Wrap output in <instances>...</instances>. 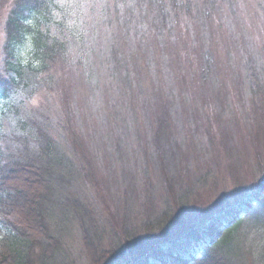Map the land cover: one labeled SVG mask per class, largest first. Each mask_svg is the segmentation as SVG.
Instances as JSON below:
<instances>
[{
  "label": "trees",
  "instance_id": "1",
  "mask_svg": "<svg viewBox=\"0 0 264 264\" xmlns=\"http://www.w3.org/2000/svg\"><path fill=\"white\" fill-rule=\"evenodd\" d=\"M196 1L197 4L189 0H114L108 5V1L102 4L100 0L101 8L96 5L98 0L9 3L0 63V102H9L0 110V264H264V181L234 208L215 212L210 226L187 222L197 196L192 188L184 192L177 189L173 176V172L182 171L184 161L178 150L183 144L179 126L172 131L175 108L171 105V91L162 99L153 97L161 107L153 121L149 115L150 145L145 156L139 158V168L147 173L153 168L152 162L160 165L157 183L162 187L143 196L147 199L142 205L158 204V208L149 206L145 211L146 221L141 223L145 232L127 227L122 214L117 220L112 214L110 220L109 215L95 209L100 197L97 159L87 156L77 137L65 141L60 132L55 137L49 110L33 103L37 94L55 91L58 83L54 71L58 66L60 82L75 68L88 82L97 80L100 66L96 69L97 63L86 59L92 49H99L95 58L102 67L107 65L108 77L120 82L115 99L120 98L123 89L131 93L140 80L129 69L132 59L129 63L124 59L121 38L127 40L133 32L144 39L146 24L165 42L173 37L174 22L184 11L204 28L216 2ZM85 3L95 15L101 10L107 19L100 15L96 22L83 17ZM121 8L125 31L104 33V26L118 25ZM137 20L142 26L136 23L133 31L131 25ZM202 28L197 34L204 42L207 34ZM145 43L140 44V50L146 48ZM105 44L106 52L101 46ZM202 49L206 53L200 76L204 88L213 79L215 65L209 62L213 58L210 49ZM260 91H264V84ZM219 116L228 120L224 112ZM230 125L221 129L222 142L230 138ZM66 133L71 134V128H65ZM128 197L130 192L127 201ZM247 222L252 227L243 233ZM161 233L164 245L144 247L148 236L158 237ZM74 236L80 244L73 245ZM253 241L258 242V253ZM253 255L255 262L250 259Z\"/></svg>",
  "mask_w": 264,
  "mask_h": 264
},
{
  "label": "rangeland",
  "instance_id": "2",
  "mask_svg": "<svg viewBox=\"0 0 264 264\" xmlns=\"http://www.w3.org/2000/svg\"><path fill=\"white\" fill-rule=\"evenodd\" d=\"M11 1L0 2V63L3 28ZM107 1L110 5L114 0H102V4ZM213 1L217 5L211 7L215 8L214 13L204 21V28L184 11L174 22L173 37L165 42L146 24L144 39L132 35L133 32L129 39L121 38L124 59L127 62L132 59L129 69H133V75L137 74L140 80L131 93L123 89L120 98L115 99L120 82L108 77L107 65L102 67L101 61L99 64L95 58L99 49H92L86 59L92 64L96 62V69L100 66L97 80L88 82L74 67L73 73L60 82L58 66L54 71L58 83L55 91L37 94L33 99L34 106L49 110L55 137L59 132L65 141L77 137L87 156L97 159L96 176L101 187L97 188L100 197L95 209L102 215H114L113 220L122 214V220L131 230L145 232L141 227L146 221L145 211L149 206L158 208V204L142 205L147 199L143 196L162 188L157 183L160 165L156 160V166L152 162L153 168L148 173L139 168L142 163L139 158L145 156L150 145L149 115L153 121L161 107L153 99L154 95L162 99L170 91L174 94L170 103L172 109L175 108L172 131L179 126L183 144L178 150L184 163L182 171L173 172V176L178 182L177 189L184 192L192 188L197 196L190 206L187 222L210 226L215 212L234 208L235 203L250 196L264 181V91H260L264 84V0H237L234 4ZM99 2L96 5L101 8ZM83 5V17L100 21L101 10L96 16L87 3ZM120 10L118 25L104 26V33L125 31V26L121 25L125 15L122 8ZM133 23V31L136 23L142 26L138 20ZM201 28L207 34L204 42L198 35ZM142 42H146V48L140 50ZM101 46L106 52L107 45ZM204 46L210 49L213 58L207 56L215 66L212 81L203 88L200 76L207 51L206 48L203 52ZM8 103L0 102L1 112ZM221 112L228 120L220 118ZM225 125H230V138L222 142L221 129ZM65 128H71L72 133L66 135ZM166 190H161L160 194ZM247 224L241 232L246 233L252 227L251 223ZM162 237L163 233L158 237L151 234L144 247L164 245ZM73 243L80 244V239L74 236ZM253 244L258 253V242L253 241ZM253 258L254 255L250 259L255 262Z\"/></svg>",
  "mask_w": 264,
  "mask_h": 264
}]
</instances>
